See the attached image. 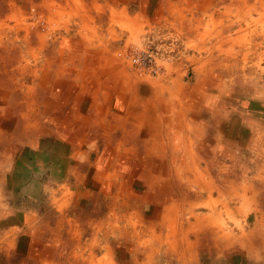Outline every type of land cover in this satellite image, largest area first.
Returning <instances> with one entry per match:
<instances>
[{
  "label": "crops",
  "instance_id": "1",
  "mask_svg": "<svg viewBox=\"0 0 264 264\" xmlns=\"http://www.w3.org/2000/svg\"><path fill=\"white\" fill-rule=\"evenodd\" d=\"M35 4L55 17L60 28L39 32L38 44L28 43V55L21 56L30 62L24 71L6 78L0 75V244L11 235L6 256L21 252L23 264L129 262L131 250L122 244L140 242L132 235L173 225L179 222L181 210L194 212L199 205L186 201L181 187L185 176H192L185 181H198L200 176L188 172L197 168V159H203L196 151L189 154L192 158H180L179 139L194 145L199 136L191 134L203 129L198 148L202 143L209 150L219 147L237 153L244 142L264 140V116L254 106L248 115H234L228 110V95H208L198 84L199 88L193 86L196 92L186 93L183 88L181 92L184 83L179 75L166 93L124 73L119 57L124 58L135 37L126 25L132 0ZM172 5L170 0L169 6L159 5L161 20L163 8ZM148 6L140 3L135 16L141 19ZM7 81L15 87L5 90ZM230 96L234 112H242L244 100L251 99L245 92ZM204 163L205 184L200 188L204 193L196 195L205 196L206 203L215 198L216 183L211 160ZM227 165L225 173L231 169V163ZM234 168L227 196L236 197L238 206L226 210L235 214L237 224L247 223L243 216L238 218L241 212L254 214L257 222L260 201L256 199L261 191L255 190V183L264 182V168L257 174ZM221 175L215 172L217 178ZM4 228H8L5 235ZM25 234L29 242L24 255ZM259 253L264 261V251Z\"/></svg>",
  "mask_w": 264,
  "mask_h": 264
},
{
  "label": "rangeland",
  "instance_id": "2",
  "mask_svg": "<svg viewBox=\"0 0 264 264\" xmlns=\"http://www.w3.org/2000/svg\"><path fill=\"white\" fill-rule=\"evenodd\" d=\"M38 1L40 0H0V75L4 73L5 78L19 74L17 70L24 71L26 63H30L27 57L21 56L22 53L28 55L26 52L28 43L38 44L36 34L45 31L39 24V18H43L48 29L53 32L60 28V22H56L55 17L49 16L43 7L36 6L35 3ZM170 1L175 4L172 5L174 8H167L168 10L163 8L165 15L161 20L162 10L160 11L159 5L167 3L169 6V0H132L126 25L135 37L128 46L124 58L119 57L124 66V73L136 77L141 84L166 93L171 91L168 84L174 83L178 77L184 83L181 92L183 88L186 93H193L196 89H193V86L197 87L198 84L208 95L217 98L220 95H228L226 99L227 103L229 102L228 110L229 112L233 110L234 115L240 117L243 114L248 115L254 106V109L264 116V0ZM140 3L144 7L149 5L146 8L148 12L143 13L141 19L135 16L139 12ZM16 11L20 13L18 17ZM168 14H171V17H168ZM3 18L6 20H2ZM18 29L21 33H18ZM139 36L143 40L140 43L137 41ZM147 47L158 51L157 63L160 71L155 75L138 71L128 59L130 53L140 52ZM163 83L165 84L160 85ZM4 86L6 90V87H15V83L12 85L8 82ZM234 92L238 94L245 92L251 98L248 102L244 100L242 112L239 110L234 112L235 106L230 104L232 101L230 94ZM216 97L212 100H216L214 99ZM250 101L252 103H249ZM220 112L224 110L220 109ZM200 114L205 115L203 112ZM255 115L256 119L261 121L262 117ZM205 130L208 131L209 128ZM212 130L213 128H210V131ZM195 135L199 137L191 146L185 140L179 139L176 153L180 158L181 156L192 158L189 154L196 151L197 157L203 159V161L197 159V168L188 172L189 175L194 173L195 178L200 176L198 181H185L187 177L192 178L185 176L181 187V191L187 193L185 200L197 201L199 205L195 206L194 212L189 209L185 214L181 210L179 222L174 221L173 225L163 229L155 226L152 230L141 232L138 237V234L132 235L133 240L139 238L140 242L133 245L122 244L124 249L131 250L127 254L129 262L117 260L116 264H264V261L259 260V251H264L262 240L264 229L261 228L264 220V182L255 183V190L261 191V195L256 199L260 201L259 221L256 222L254 214L247 216V213L241 212L238 218L243 216L247 223L243 225L240 221L237 224L235 214L226 210V208L233 210L236 208L235 205L238 206L236 197L227 196L231 180L228 178H233L230 177L235 166L233 164H236L233 171L239 173L245 169L244 172L257 174L258 170L264 168V140L259 143L244 142L245 146L237 149L238 152L235 153V150H219V147L215 151L209 150L202 147V143L198 148L196 145L204 136L203 129L196 130L191 137ZM167 143L169 146L174 145L171 141ZM173 152L169 148L171 156ZM204 159L211 160L215 178L213 183H216L213 189L215 198L206 203L205 196H200L204 193V189L200 190L201 185L205 184L201 178ZM230 163L229 173L227 164ZM180 167L181 169L184 167L183 163ZM225 168L228 173L222 171ZM219 171L222 172L221 178L215 176V172ZM197 193L200 195H196ZM227 199L228 207L225 206ZM7 229L2 230L3 235L7 233ZM126 234L128 236L129 232ZM28 235L23 236L27 244L26 247H22L24 255L28 251ZM10 239L11 235H8L0 244V264H23L21 252L16 253L15 257L6 256L8 248L6 242Z\"/></svg>",
  "mask_w": 264,
  "mask_h": 264
},
{
  "label": "built area",
  "instance_id": "3",
  "mask_svg": "<svg viewBox=\"0 0 264 264\" xmlns=\"http://www.w3.org/2000/svg\"><path fill=\"white\" fill-rule=\"evenodd\" d=\"M39 24L45 31L48 30L45 20L39 18ZM158 51L153 48H145L140 52L130 53L128 59L131 65L140 72H148L150 74H157L160 71L158 61Z\"/></svg>",
  "mask_w": 264,
  "mask_h": 264
},
{
  "label": "bare ground",
  "instance_id": "4",
  "mask_svg": "<svg viewBox=\"0 0 264 264\" xmlns=\"http://www.w3.org/2000/svg\"><path fill=\"white\" fill-rule=\"evenodd\" d=\"M61 117H62V116H61ZM57 118H58V117H57ZM69 120H70V119H69ZM21 125H22V123H21ZM24 127H25V126H24ZM145 130H146V129H145ZM143 131H144V130H143ZM75 132H76V131H75ZM77 134H78V133H77ZM112 134H113V133H112ZM33 135H34V134H33ZM144 135H145V134H144ZM158 135H159V134H158ZM156 136H157V135H156ZM23 137H24V136H23ZM140 137H141V136H140ZM142 137H143V136H142ZM157 137H158V136H157ZM135 138H136V137H135ZM133 139H134V138H133ZM138 139H139V138H138ZM138 139H137V140H138ZM158 139H159V138H158ZM160 139H161V138H160ZM139 140H140V139H139ZM139 140H138V141H139ZM141 140H142V139H141ZM34 141H35V140H34ZM158 145H159V144H158ZM160 146H162V145L160 144ZM162 147H163V146H162ZM153 149H154V148H153ZM156 149L158 150V148H156ZM156 149H155V150H156ZM161 150H162V149H161ZM74 153H75V152H74ZM164 155H165V154H164ZM164 155H163V156H164ZM78 156H79V154H78ZM175 159H176V158H175ZM123 161H124V160H123ZM152 166H153V165H152ZM109 169H110V168H109ZM111 170H112V169H111ZM157 170H158V169H157ZM135 171H136V170H135ZM150 171H151V170H150ZM100 172H101V171H100ZM103 172H104V171H103ZM138 172H139V171H138ZM146 172H147V171H146ZM95 173H96V172H95ZM105 173H106V172H105ZM94 175H95V174H94ZM146 175H147V174H146ZM150 175H151V174H150ZM143 176H144V175H143ZM152 176H153V174H152ZM144 178H145V177H144ZM148 178H149V177H148ZM151 178H152V177H151ZM154 179H155V178H154ZM178 179H179V178H178ZM96 264H97V263H96Z\"/></svg>",
  "mask_w": 264,
  "mask_h": 264
}]
</instances>
